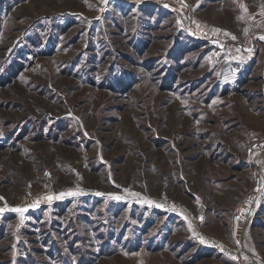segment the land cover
Returning a JSON list of instances; mask_svg holds the SVG:
<instances>
[{
    "label": "rangeland",
    "instance_id": "1",
    "mask_svg": "<svg viewBox=\"0 0 264 264\" xmlns=\"http://www.w3.org/2000/svg\"><path fill=\"white\" fill-rule=\"evenodd\" d=\"M262 37L264 0H0V264H264Z\"/></svg>",
    "mask_w": 264,
    "mask_h": 264
},
{
    "label": "snow or ice",
    "instance_id": "2",
    "mask_svg": "<svg viewBox=\"0 0 264 264\" xmlns=\"http://www.w3.org/2000/svg\"><path fill=\"white\" fill-rule=\"evenodd\" d=\"M105 2H106V0H105ZM232 38L235 39V37H232ZM262 39H264V37H262ZM64 195H65V193H61L60 196L59 197H56V198H62ZM67 195H76V193L69 192V193H67ZM0 199H2V198H0ZM46 199H48L49 201H51V199H53V197H47ZM117 199H119V197H117ZM0 211H3V209H0ZM14 211L23 214V212H25L26 209L17 208V209H14ZM202 242H203V239H202Z\"/></svg>",
    "mask_w": 264,
    "mask_h": 264
}]
</instances>
